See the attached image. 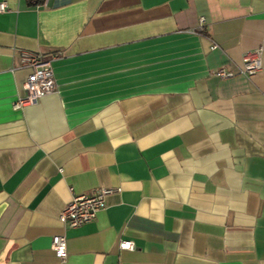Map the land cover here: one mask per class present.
Returning <instances> with one entry per match:
<instances>
[{"label": "crops", "instance_id": "0c3cea01", "mask_svg": "<svg viewBox=\"0 0 264 264\" xmlns=\"http://www.w3.org/2000/svg\"><path fill=\"white\" fill-rule=\"evenodd\" d=\"M0 2V264H264V0ZM23 52L54 57L57 92L16 111Z\"/></svg>", "mask_w": 264, "mask_h": 264}, {"label": "built area", "instance_id": "2783aa9c", "mask_svg": "<svg viewBox=\"0 0 264 264\" xmlns=\"http://www.w3.org/2000/svg\"><path fill=\"white\" fill-rule=\"evenodd\" d=\"M53 0H39L38 6H48ZM7 10V3L0 2V13ZM205 18L200 20V29L204 28ZM212 45V50L217 49ZM22 68L31 72L24 83V94L19 96L13 105L14 110L21 111L27 107L37 105L44 97L57 92V83L53 70V56H42L31 52H23ZM263 69V49L259 48L247 52L243 57V67L239 74L252 77ZM229 66L218 68L214 74L221 79L234 78L238 74ZM111 189H99L91 195H75L72 201L62 210L59 221L67 229H76L96 220L98 214L106 208V197L112 193ZM120 250L134 251L136 245L130 240L119 242ZM52 249L61 259L68 256V243L65 235L52 238Z\"/></svg>", "mask_w": 264, "mask_h": 264}]
</instances>
